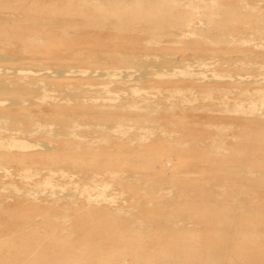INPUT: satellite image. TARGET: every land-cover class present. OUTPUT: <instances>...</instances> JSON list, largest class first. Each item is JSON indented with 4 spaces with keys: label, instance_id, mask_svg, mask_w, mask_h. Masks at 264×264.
<instances>
[{
    "label": "rangeland",
    "instance_id": "obj_1",
    "mask_svg": "<svg viewBox=\"0 0 264 264\" xmlns=\"http://www.w3.org/2000/svg\"><path fill=\"white\" fill-rule=\"evenodd\" d=\"M263 65L264 0H0V264H264Z\"/></svg>",
    "mask_w": 264,
    "mask_h": 264
},
{
    "label": "bare ground",
    "instance_id": "obj_2",
    "mask_svg": "<svg viewBox=\"0 0 264 264\" xmlns=\"http://www.w3.org/2000/svg\"><path fill=\"white\" fill-rule=\"evenodd\" d=\"M120 2V1H119ZM175 2H176V0H170V3L171 4H175ZM221 37H223V38H225V34H222L221 35ZM201 60V59H200ZM196 61V60H195ZM198 61V60H197ZM200 62V61H199ZM198 63V62H197ZM139 65H140V67H145V66H149V62H147V61H143V62H141V63H138ZM259 64V63H258ZM262 64H263V62H262ZM186 65H188V64H186ZM198 65V64H197ZM184 66V65H183ZM143 67V68H144ZM185 67V66H184ZM142 68V69H143ZM145 69V68H144ZM183 69V68H182ZM262 69H264V65H263V67H262ZM185 70V69H184ZM185 71H187V70H185ZM189 71V70H188ZM187 71V72H188ZM9 72V71H8ZM67 72V71H66ZM92 73V72H91ZM110 73V72H109ZM109 73H107L108 75H109ZM132 73V72H131ZM201 73V72H200ZM58 74V73H57ZM110 74H112V73H110ZM143 74V73H142ZM25 75V74H24ZM21 76V75H20ZM235 81V80H234ZM15 83V82H14ZM40 83V82H39ZM37 85V84H36ZM45 84H43V86H44ZM42 86V85H41ZM41 86H40V88H41ZM50 86V85H49ZM57 86V85H56ZM59 86V85H58ZM17 87V86H16ZM35 87V86H34ZM37 87V86H36ZM35 87V88H36ZM17 88H19V86L17 87ZM2 89H4V86L3 85H1L0 84V91L2 90ZM24 89V88H23ZM54 89H56V88H54ZM30 90V89H29ZM40 90V89H39ZM69 90H67V92H65L67 95H70L71 93L70 92H68ZM76 91V90H75ZM79 90H77V92H78ZM80 92H85L84 90H81L80 89ZM4 101V100H3ZM25 102V101H24ZM151 105V104H150ZM149 105V106H150ZM9 119L8 118H6V117H2V119L0 120V123H2V124H0V129H3L5 126H6V124L9 122L8 121ZM17 121H18V119H17ZM51 126V125H50ZM72 127V125L71 124H67V125H62V130H64V132L62 133V134H64V135H66V134H68V133H70V128ZM7 128V127H6ZM5 128V129H6ZM44 128V127H43ZM58 129V128H57ZM4 130V129H3ZM7 130V129H6ZM15 130H19V131H21V132H27V133H29V129L27 128V125L26 124H22V125H17L16 127H15ZM44 130H45V128H44ZM47 130V129H46ZM45 130V131H46ZM66 130H67V132H66ZM45 131H42V133H47V134H49L50 132H51V130L49 131V132H45ZM48 131V130H47ZM32 132V131H31ZM55 132V131H54ZM61 133V132H60ZM51 134V133H50ZM69 136V135H68ZM76 136V135H75ZM64 137H66V136H64ZM13 139V138H12ZM72 139V138H71ZM197 143V142H196ZM51 144V143H50ZM57 144V143H56ZM40 145L43 147V149L44 150H51V149H57V147H55V146H50V145H46L44 142H42V143H40ZM4 169V168H3ZM36 187V186H35ZM79 187V186H78ZM81 187V186H80ZM35 189V188H34ZM34 189H32V190H30L29 188H24V189H22L21 191L23 192L24 191V194H25V196L27 197V198H32V199H34L33 198V193L36 191V189H40V188H36L35 190ZM46 189V188H45ZM49 189H51V188H49ZM8 190H11V189H8ZM16 190H18V189H16ZM15 190V191H16ZM20 190V189H19ZM36 191V192H39V191ZM53 190V189H52ZM52 190L50 191V193L52 192ZM12 191H14V189L12 190ZM47 191V190H46ZM201 191H203V189L202 190H200V192ZM19 192V191H18ZM10 193V192H9ZM98 193V192H97ZM93 194V193H92ZM219 194V193H218ZM35 195V194H34ZM63 195V194H62ZM65 195H68V197H70L72 200H70L69 201V203H66V202H64V203H62V204H59V201H60V199L59 198H56L55 199V201L57 202V204H59V205H61V206H63L64 207V209H62V210H65V209H67V208H74V207H76V206H79V205H81V206H84V204L85 205H90V204H93V201H95L97 198V196L96 197H92L91 196V194L89 193V192H87V191H83V190H79L77 187H69V189L65 192ZM36 197V196H35ZM67 197V198H68ZM220 197V196H219ZM256 196H251V198L252 199H256L255 198ZM26 198V199H27ZM37 198V197H36ZM77 198H81V200H82V202L84 203H80V202H77ZM96 198V199H95ZM212 198H214L212 201H209V200H205V204H201L204 200H199L198 202V206H199V204H201L199 207L201 208V209H203V210H206V209H208V210H218V211H220L222 208H223V205H222V201L220 200L219 201V198H217V196L216 195H213L212 196ZM206 199H208V198H206ZM33 201V200H32ZM48 201V200H47ZM54 201V200H53ZM52 203V202H51ZM53 203H55V202H53ZM56 204V203H55ZM261 205V204H260ZM241 206V204H239L238 205V207H240ZM58 207V206H57ZM59 208V207H58ZM107 207L105 206L104 207V209H106ZM10 224H12V223H10ZM180 223H177V224H174L173 226H180L179 225ZM107 264V263H106Z\"/></svg>",
    "mask_w": 264,
    "mask_h": 264
}]
</instances>
